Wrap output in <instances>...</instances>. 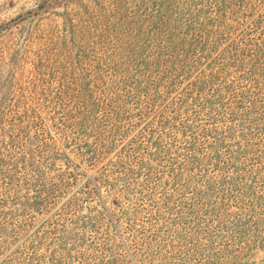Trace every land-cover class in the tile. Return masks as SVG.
I'll return each instance as SVG.
<instances>
[{
    "label": "rangeland",
    "instance_id": "rangeland-1",
    "mask_svg": "<svg viewBox=\"0 0 264 264\" xmlns=\"http://www.w3.org/2000/svg\"><path fill=\"white\" fill-rule=\"evenodd\" d=\"M0 264H264V0H0Z\"/></svg>",
    "mask_w": 264,
    "mask_h": 264
}]
</instances>
